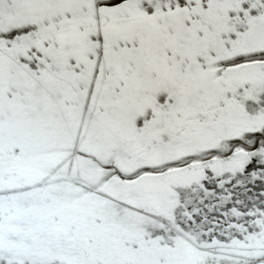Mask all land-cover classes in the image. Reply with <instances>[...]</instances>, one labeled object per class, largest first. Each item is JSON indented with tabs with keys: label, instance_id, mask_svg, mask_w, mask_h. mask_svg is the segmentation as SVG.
Returning a JSON list of instances; mask_svg holds the SVG:
<instances>
[{
	"label": "snow or ice",
	"instance_id": "1",
	"mask_svg": "<svg viewBox=\"0 0 264 264\" xmlns=\"http://www.w3.org/2000/svg\"><path fill=\"white\" fill-rule=\"evenodd\" d=\"M0 264H264V0H0Z\"/></svg>",
	"mask_w": 264,
	"mask_h": 264
}]
</instances>
